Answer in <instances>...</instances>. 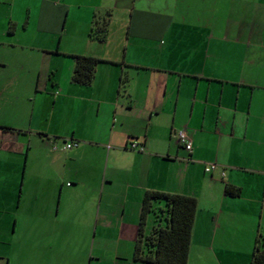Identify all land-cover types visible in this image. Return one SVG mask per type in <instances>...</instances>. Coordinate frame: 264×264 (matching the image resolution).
<instances>
[{
    "label": "crops",
    "instance_id": "0c3cea01",
    "mask_svg": "<svg viewBox=\"0 0 264 264\" xmlns=\"http://www.w3.org/2000/svg\"><path fill=\"white\" fill-rule=\"evenodd\" d=\"M77 55L103 61L89 87L71 82ZM65 141L78 147L51 152ZM95 151L93 203L61 218L60 184L84 187L93 171L76 163ZM150 191L197 200L188 264L250 263L264 237V0H3L0 264H69L62 236L90 240V264H147L135 246Z\"/></svg>",
    "mask_w": 264,
    "mask_h": 264
},
{
    "label": "trees",
    "instance_id": "16d2710c",
    "mask_svg": "<svg viewBox=\"0 0 264 264\" xmlns=\"http://www.w3.org/2000/svg\"><path fill=\"white\" fill-rule=\"evenodd\" d=\"M111 18L110 12L104 16H95L90 32L92 40L100 43L106 40ZM72 57L74 68L71 82L84 87L91 86L97 67L103 61L89 56ZM226 192L232 197L240 194V190L235 188H227ZM197 208V200L192 197L158 191L146 192L142 202L135 258L147 264H188ZM150 218L152 231L145 236L144 227ZM249 264H264L263 236L256 241Z\"/></svg>",
    "mask_w": 264,
    "mask_h": 264
},
{
    "label": "rangeland",
    "instance_id": "374dc122",
    "mask_svg": "<svg viewBox=\"0 0 264 264\" xmlns=\"http://www.w3.org/2000/svg\"><path fill=\"white\" fill-rule=\"evenodd\" d=\"M70 110H62L59 109L60 114H66L69 113ZM83 114V113H82ZM60 148H62L64 145L61 143ZM51 152H54L52 150V146H51ZM58 152V151H57ZM60 152H64L63 150H60ZM67 152H70L69 150ZM96 152V151H95ZM100 152H96V155H92V160L91 162L85 163L81 165V162H77L76 165L78 166V168L83 172L84 170H88V171H93L92 175H86L85 179H82L83 181H86V184L84 185V187L80 186L78 188H68L67 187V183H69V185H71L72 180L70 178H68L69 176H66L65 179H63V185L62 183L60 184V192L63 189L64 193L62 196V209H61V218L64 216L63 212V206L65 203H71L72 204V213L73 216L72 218H77V216L75 215L76 212H78V210L80 208H82V210H84V208L86 206H88V204H90L91 202L93 203V192L92 190L97 187L98 183H96L95 181H97V176H99V174H101L102 172V168H101V164L99 162V158H100ZM103 163V162H102ZM72 164V163H71ZM104 167V165H103ZM99 168H100V172H99ZM104 169V168H103ZM98 170L99 174H96L95 171ZM87 172V171H86ZM91 173V172H90ZM101 177V175H100ZM68 192H71L70 194H68ZM59 196V194L57 195ZM98 199V198H97ZM61 201V194H60V199ZM76 204L78 205L76 207ZM84 213H86L85 216H87V212L85 211ZM150 225L152 224V218L149 219ZM75 229H77V226L75 227ZM11 239V236H9ZM65 236H62V238L57 241L56 243V249L59 251V254H62V258L63 256L67 255L66 257L69 259V264H90V260L89 258H87L88 252L92 249L91 246V241H84L82 240L83 238L80 239H66ZM15 242V241H14ZM18 242V240H17ZM13 244V242H12ZM98 242L95 243L94 245V249H97L98 246ZM106 245L108 246V251H111L112 249V242H107ZM1 249H3V245H0ZM18 248V245L17 247ZM42 248V245L41 247ZM77 260V262L75 263L74 260ZM60 260H62L60 258ZM80 260V261H79ZM15 263V261L13 262V264ZM19 262L17 261V264ZM249 263V262H247Z\"/></svg>",
    "mask_w": 264,
    "mask_h": 264
},
{
    "label": "built area",
    "instance_id": "2783aa9c",
    "mask_svg": "<svg viewBox=\"0 0 264 264\" xmlns=\"http://www.w3.org/2000/svg\"><path fill=\"white\" fill-rule=\"evenodd\" d=\"M3 0H0V3L2 2ZM177 138H178V141L179 143L189 152L191 153L193 151V141L192 139L190 138V136L188 135V133L185 131V130H180L178 131L177 133ZM78 146V143H74V142H71V141H65L64 142V146L62 148L59 147V145L54 142L52 144V150L54 152H57V151H60V150H63V151H68V150H71L75 147ZM130 148L132 150H138L140 152H144L145 151V148L142 147L141 144H139V142L137 141H133L130 143ZM217 169V165L216 164H207L206 165V168H205V171L207 173H212L214 170Z\"/></svg>",
    "mask_w": 264,
    "mask_h": 264
}]
</instances>
